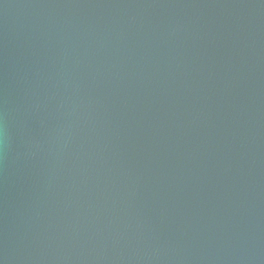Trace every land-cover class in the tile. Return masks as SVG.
Masks as SVG:
<instances>
[{"label":"water","instance_id":"1","mask_svg":"<svg viewBox=\"0 0 264 264\" xmlns=\"http://www.w3.org/2000/svg\"><path fill=\"white\" fill-rule=\"evenodd\" d=\"M0 264H264V0H0Z\"/></svg>","mask_w":264,"mask_h":264}]
</instances>
